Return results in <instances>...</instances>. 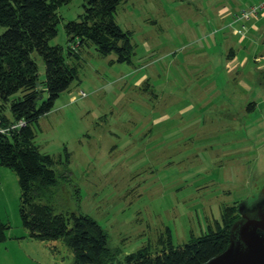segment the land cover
Wrapping results in <instances>:
<instances>
[{"label": "rangeland", "instance_id": "1", "mask_svg": "<svg viewBox=\"0 0 264 264\" xmlns=\"http://www.w3.org/2000/svg\"><path fill=\"white\" fill-rule=\"evenodd\" d=\"M261 2L126 0L116 21L133 32L131 62L85 47L78 77L39 118L35 143L68 174L55 212L95 218L119 261L147 244L162 250L167 230L182 245L215 228L225 207L264 199V91L240 85L258 87L247 67L226 66L230 51L245 57L264 33L263 12L237 18ZM83 3L59 7L51 45L67 48L65 23L79 19ZM32 58L42 82L43 57L34 51ZM46 98L43 92L39 102ZM20 202L16 172L0 164V219L11 226L0 264H75L63 241L30 236Z\"/></svg>", "mask_w": 264, "mask_h": 264}, {"label": "trees", "instance_id": "2", "mask_svg": "<svg viewBox=\"0 0 264 264\" xmlns=\"http://www.w3.org/2000/svg\"><path fill=\"white\" fill-rule=\"evenodd\" d=\"M70 1L0 0V164L18 176L23 226L33 238L63 241L72 249L75 264L207 262L228 247L230 227L240 217L238 205L225 207L215 228L210 226L182 245L175 246L167 230L159 239L162 250L154 251L147 244L127 254L123 262L118 259L120 250L110 245L108 232L95 218L55 212L54 195L68 174L59 171L54 157L35 143L39 118L78 77L76 60L82 49L93 44L102 56L115 53L118 62H131L135 47L133 32L116 21L118 7L126 0H84L79 19L65 23L67 48L51 45L63 19L58 9ZM34 51L45 62L42 82ZM43 92L47 98L40 103ZM10 227L0 219V241Z\"/></svg>", "mask_w": 264, "mask_h": 264}, {"label": "water", "instance_id": "3", "mask_svg": "<svg viewBox=\"0 0 264 264\" xmlns=\"http://www.w3.org/2000/svg\"><path fill=\"white\" fill-rule=\"evenodd\" d=\"M262 201L251 207L241 203L238 205L241 217L230 227L228 247L203 264H264V207L261 206ZM255 208L257 212L254 216L246 215V211Z\"/></svg>", "mask_w": 264, "mask_h": 264}, {"label": "crops", "instance_id": "4", "mask_svg": "<svg viewBox=\"0 0 264 264\" xmlns=\"http://www.w3.org/2000/svg\"><path fill=\"white\" fill-rule=\"evenodd\" d=\"M236 21V18H235ZM259 26L256 23L253 24L252 30L254 32L259 31ZM241 30V29H238ZM238 30L234 31V35L238 34ZM245 39H241L239 42L243 44ZM251 47V51H248L245 57L241 58V56L234 51H230L227 55L228 60L226 62V66L229 71H234V73L240 72V69L243 67L248 68V72L251 71V74L254 76V84H258V87L246 82L244 79H240V85L245 89V91H256L257 89L263 88L264 91V33L260 36V38L252 39L248 43ZM235 47V45H234ZM260 77L259 81L256 80V77ZM236 77H234L235 80ZM263 79V80H262ZM261 90V89H260ZM254 106H258L257 100L253 101Z\"/></svg>", "mask_w": 264, "mask_h": 264}, {"label": "built area", "instance_id": "5", "mask_svg": "<svg viewBox=\"0 0 264 264\" xmlns=\"http://www.w3.org/2000/svg\"><path fill=\"white\" fill-rule=\"evenodd\" d=\"M259 12H263L264 14V0L258 6H252L249 10L243 11L238 15V20H242L245 18H249L252 14H257Z\"/></svg>", "mask_w": 264, "mask_h": 264}, {"label": "flooded vegetation", "instance_id": "6", "mask_svg": "<svg viewBox=\"0 0 264 264\" xmlns=\"http://www.w3.org/2000/svg\"><path fill=\"white\" fill-rule=\"evenodd\" d=\"M262 203H263V204H262ZM262 203H261V204H262L261 206L264 207V201H262ZM256 212H257V208L252 209V210H248V211H246V215H247V216H254ZM240 217H241V215H240ZM240 217H239V218H240ZM239 218H238V219H239Z\"/></svg>", "mask_w": 264, "mask_h": 264}]
</instances>
